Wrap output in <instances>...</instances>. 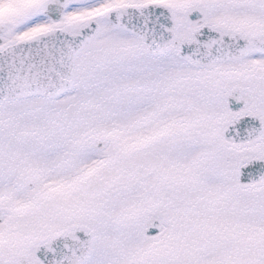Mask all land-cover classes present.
<instances>
[{"label":"snow or ice","instance_id":"obj_1","mask_svg":"<svg viewBox=\"0 0 264 264\" xmlns=\"http://www.w3.org/2000/svg\"><path fill=\"white\" fill-rule=\"evenodd\" d=\"M0 264H264V0H0Z\"/></svg>","mask_w":264,"mask_h":264}]
</instances>
